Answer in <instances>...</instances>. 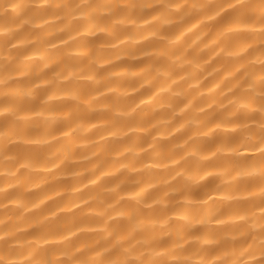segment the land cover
Listing matches in <instances>:
<instances>
[{
    "label": "clouds",
    "instance_id": "1",
    "mask_svg": "<svg viewBox=\"0 0 264 264\" xmlns=\"http://www.w3.org/2000/svg\"><path fill=\"white\" fill-rule=\"evenodd\" d=\"M0 264H264V0H0Z\"/></svg>",
    "mask_w": 264,
    "mask_h": 264
}]
</instances>
